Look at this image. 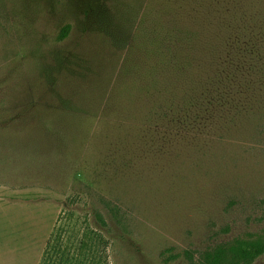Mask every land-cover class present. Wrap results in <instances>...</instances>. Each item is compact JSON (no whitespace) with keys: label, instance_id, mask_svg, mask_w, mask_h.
I'll return each mask as SVG.
<instances>
[{"label":"rangeland","instance_id":"rangeland-1","mask_svg":"<svg viewBox=\"0 0 264 264\" xmlns=\"http://www.w3.org/2000/svg\"><path fill=\"white\" fill-rule=\"evenodd\" d=\"M0 264H264V0H0Z\"/></svg>","mask_w":264,"mask_h":264},{"label":"trees","instance_id":"trees-1","mask_svg":"<svg viewBox=\"0 0 264 264\" xmlns=\"http://www.w3.org/2000/svg\"><path fill=\"white\" fill-rule=\"evenodd\" d=\"M65 35H66V33L63 34V36H65ZM257 255H259V254H257Z\"/></svg>","mask_w":264,"mask_h":264}]
</instances>
